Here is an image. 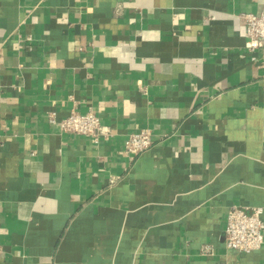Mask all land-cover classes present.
Returning a JSON list of instances; mask_svg holds the SVG:
<instances>
[{
	"label": "crops",
	"instance_id": "obj_1",
	"mask_svg": "<svg viewBox=\"0 0 264 264\" xmlns=\"http://www.w3.org/2000/svg\"><path fill=\"white\" fill-rule=\"evenodd\" d=\"M263 7L0 0V264H264L225 231L233 205L264 207V49L243 18ZM73 109L110 139L49 121Z\"/></svg>",
	"mask_w": 264,
	"mask_h": 264
},
{
	"label": "built area",
	"instance_id": "obj_2",
	"mask_svg": "<svg viewBox=\"0 0 264 264\" xmlns=\"http://www.w3.org/2000/svg\"><path fill=\"white\" fill-rule=\"evenodd\" d=\"M245 36L250 50L264 49V7L261 12H246ZM49 121L59 123L62 130L74 134L90 136L96 143L110 139V127L104 125L94 110L80 113L70 111L65 118L58 119L55 111L49 115ZM153 131L142 128L127 137L124 150L132 158L140 156L153 146ZM264 207H255L249 212L241 205H233L227 215L226 245L240 252L250 253L264 246Z\"/></svg>",
	"mask_w": 264,
	"mask_h": 264
}]
</instances>
